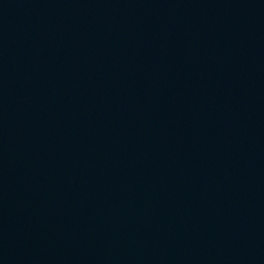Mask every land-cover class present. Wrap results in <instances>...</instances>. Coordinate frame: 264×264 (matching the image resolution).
I'll list each match as a JSON object with an SVG mask.
<instances>
[{"label":"water","instance_id":"obj_1","mask_svg":"<svg viewBox=\"0 0 264 264\" xmlns=\"http://www.w3.org/2000/svg\"><path fill=\"white\" fill-rule=\"evenodd\" d=\"M0 264H264V0H0Z\"/></svg>","mask_w":264,"mask_h":264}]
</instances>
